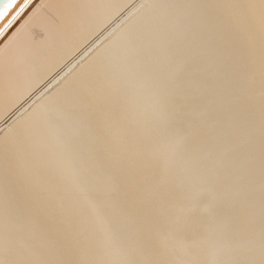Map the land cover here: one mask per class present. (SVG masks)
<instances>
[{"label": "bare ground", "instance_id": "6f19581e", "mask_svg": "<svg viewBox=\"0 0 264 264\" xmlns=\"http://www.w3.org/2000/svg\"><path fill=\"white\" fill-rule=\"evenodd\" d=\"M180 67L173 82L160 73ZM254 84L264 92L261 0H31L0 36V264H215L245 232L261 239L264 101ZM177 114L186 132L167 126ZM110 189L127 198H104ZM157 194L164 204L151 209ZM188 198L207 208L175 205ZM193 215L212 223L190 252L177 237L181 259L165 243L201 228L177 227ZM159 225L168 230L146 247L143 234ZM214 234L222 239L202 250ZM243 245L221 262L260 259V246Z\"/></svg>", "mask_w": 264, "mask_h": 264}, {"label": "rangeland", "instance_id": "374dc122", "mask_svg": "<svg viewBox=\"0 0 264 264\" xmlns=\"http://www.w3.org/2000/svg\"><path fill=\"white\" fill-rule=\"evenodd\" d=\"M157 57H158V59L159 58H164L165 61H168V62H173L174 61V58H172V55L165 56L161 52H159L157 54ZM183 70H184V68H181L180 67V68L174 69L173 71H172V69H170V70H163L160 73L164 76V78H167V79L170 78L171 81L173 82L175 79L179 78V76L181 75V73H182ZM197 87H198L197 85H193L192 86V89L196 90ZM252 88H253L254 92L256 93V96H257L256 97L257 98L256 101L263 102L264 101V92L261 90L260 85L259 84H254L252 86ZM148 91H149L148 89H145L143 91V93L145 95H147L148 94ZM232 99L240 100L239 97H235V96H232ZM168 109H167L165 115H168ZM239 113H240V111H238V114ZM244 136H246V135L243 134V137ZM224 137H225V134H223V133H217L213 137L212 142L218 143V142L222 141L224 139ZM184 146H187V143L184 144ZM203 158H204V162L205 161L206 162L209 161V159H217V160H220V161H224L225 155H221L220 156V155H217L215 153H205ZM119 166H123V164H119ZM172 167H170L169 169H171ZM159 172H161V171H159ZM149 174H145V175H143L141 177H137L134 180L132 186L138 187V188H142V186H148V183L151 181L150 179L151 178H155V176L159 175V173H152L151 175H149ZM211 178H212L211 176H208V175L205 176L204 179L202 181H200L197 186L198 187H202V186L210 185L211 184ZM113 184H114V186H116L118 184V182H116V181L114 182L113 181ZM240 185H241V182L240 181H236V182H234L232 184L231 189L232 190H234V189L237 190ZM192 188H193V186H189L186 189V193H189V191H191ZM258 193H261V192L258 191ZM103 197L106 198V199H113V198H116V197H120V198L123 197L124 199L127 198V196H126V194L124 192H117L114 189H110V190L106 191ZM237 199H239V196L238 195H235L229 201L234 202ZM189 203H193L194 206H195V209L196 210H199V211H202V210H204V209L207 208V206L204 203V200L201 199V198H197V199H194V200H190L189 198L188 199H181V200L175 202V205H180L182 207H186ZM146 204L149 205V207L151 209H155L158 206L164 204V200L160 197L159 194H157L152 199H150ZM140 208L141 207H139V208H135L134 207L131 210L136 211V210H138ZM170 214L171 213H168V214H166V216L169 217ZM163 216H164V214L159 215V219H161ZM199 220H201V222L203 223V226L201 228H197L196 230H194L191 235L188 236V235H183L181 233H177V235L175 236L174 239L173 238H170L165 243V246L167 248L173 250L174 253L177 254L179 256V258H181V259H186L187 258V254L185 252H183V253H179L178 252L179 249H177L178 248L177 247L178 246L177 237H178V239L182 238L183 240H185V241H187V242H189V243L192 244V245L189 244V250H188V252H190L191 249L194 247L193 244L195 243V240L197 238H201V237H203L205 235V233L207 231V228L211 225L212 222H211V220H208V219H203V220L202 219H199V217L197 215H193V216H191V219L177 223V227L179 229H184V228H190L195 221H199ZM144 226H145V224L139 225V227H141V228H143ZM167 230H168V225H159L158 227H155V228L149 230V233H150V235L155 236L157 234L165 233ZM250 234H251V232H245L244 234H242L241 236L237 237L236 239H233L228 246L216 250L215 251V257L217 258L216 259L217 260V263H215V264H219V262L223 261L230 254L234 253V251L236 250V248L243 241L245 242V245H243L244 246V249L242 250V252H250L251 253L252 252L251 250L253 249L252 247H254V246H257L258 247V246H260L261 245V239L257 240L254 243H250L249 241L245 240L248 236H250ZM221 239H222V236L221 235L214 234L210 238V240H208V241L203 240L200 243V245H198V246L202 250H204L205 248H207L209 246V242L210 241H211V243H213V242H217V241H219ZM45 247L46 246L43 245V244H38V243L33 244V249L36 250V251H41V250L45 249ZM184 261L185 260H182V262H184Z\"/></svg>", "mask_w": 264, "mask_h": 264}, {"label": "snow or ice", "instance_id": "6c2138e0", "mask_svg": "<svg viewBox=\"0 0 264 264\" xmlns=\"http://www.w3.org/2000/svg\"><path fill=\"white\" fill-rule=\"evenodd\" d=\"M31 0H6V3L2 8H0V20H4L12 10H15V7L19 8V11L16 12V16L12 17V20L8 21V25L4 28H0V36H4L8 29L13 25V21H16L17 17L24 12L26 8L29 7ZM261 13L264 17V0H261ZM162 87V85H161ZM167 126L171 129L176 130L177 132H186L187 124L183 117L180 114H177L175 118L168 119L166 121ZM262 140H261V170L262 178H264V118H262ZM100 150L98 149V155ZM150 212V209H143V215L147 216ZM112 235L115 236V230L112 231ZM143 243L146 247H150L152 244L150 233L145 232L143 234ZM4 264H79L77 261L72 260H9L4 262ZM122 264H137L134 261H124ZM148 264V262H145ZM219 264H264V179H262V190H261V245H260V259L254 260H239V261H227L219 262Z\"/></svg>", "mask_w": 264, "mask_h": 264}]
</instances>
